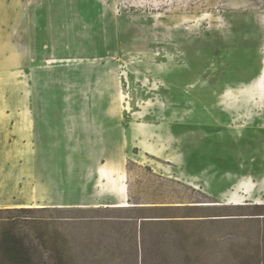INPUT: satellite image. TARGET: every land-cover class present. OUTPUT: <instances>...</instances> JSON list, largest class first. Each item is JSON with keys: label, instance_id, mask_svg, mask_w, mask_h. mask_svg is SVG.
Masks as SVG:
<instances>
[{"label": "rangeland", "instance_id": "1", "mask_svg": "<svg viewBox=\"0 0 264 264\" xmlns=\"http://www.w3.org/2000/svg\"><path fill=\"white\" fill-rule=\"evenodd\" d=\"M0 264H264V0H0Z\"/></svg>", "mask_w": 264, "mask_h": 264}, {"label": "trees", "instance_id": "2", "mask_svg": "<svg viewBox=\"0 0 264 264\" xmlns=\"http://www.w3.org/2000/svg\"><path fill=\"white\" fill-rule=\"evenodd\" d=\"M116 206H118V207H123V206H119V205H116ZM146 218V217H145ZM143 222H151V221H143ZM9 236H7L6 235V237H5V246L7 247V251L9 252V253H11V254H15V252L16 251H14L15 250V248H13V246H12V244H13V242H12V240H10L9 238H8ZM14 249V250H13ZM12 255V256H13Z\"/></svg>", "mask_w": 264, "mask_h": 264}, {"label": "bare ground", "instance_id": "3", "mask_svg": "<svg viewBox=\"0 0 264 264\" xmlns=\"http://www.w3.org/2000/svg\"><path fill=\"white\" fill-rule=\"evenodd\" d=\"M126 205V204H125ZM125 205H119V206H125Z\"/></svg>", "mask_w": 264, "mask_h": 264}]
</instances>
